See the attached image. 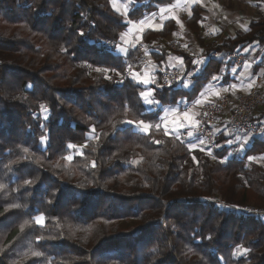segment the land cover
<instances>
[{
    "label": "trees",
    "instance_id": "trees-1",
    "mask_svg": "<svg viewBox=\"0 0 264 264\" xmlns=\"http://www.w3.org/2000/svg\"><path fill=\"white\" fill-rule=\"evenodd\" d=\"M123 1L132 3L126 16L112 0H0V264H264V165L255 160L264 136L232 154L220 120L214 152L203 151L165 135L161 120L232 69L225 56L264 47V17L210 43L194 9L186 24L203 64L172 53L193 87H166L160 72L146 87L129 74L139 49H116L130 23L174 0ZM176 28L171 19L147 30L143 44L151 49ZM158 48L153 57L166 60ZM148 89L152 105L140 95ZM140 120L153 125L148 134ZM238 247L249 251L238 256Z\"/></svg>",
    "mask_w": 264,
    "mask_h": 264
},
{
    "label": "crops",
    "instance_id": "crops-1",
    "mask_svg": "<svg viewBox=\"0 0 264 264\" xmlns=\"http://www.w3.org/2000/svg\"><path fill=\"white\" fill-rule=\"evenodd\" d=\"M235 1V0H233ZM238 1V0H237ZM210 0H174L171 5L161 7L162 9H166L165 11H161L159 8L158 12L156 14L151 15L144 20L140 22H132L130 23V26L126 33H134L136 30H139V43H136L132 45L130 49H139L140 51V60L138 63H135L131 65V71L129 70V74L134 72L133 70H139L138 65L142 62L144 65H149L151 70L153 72H150L151 75L153 74L155 77L154 83H149L150 85L156 84L158 82L157 79V73L160 72L162 74V71L165 70H171L175 68L176 66H183L182 60L183 58L178 55H169L166 60L157 62L155 58L153 57L152 53H156L158 55L161 54V50L158 48V41L154 44L155 46L151 49H147L146 46L143 44V33L147 30H153V31H159L162 30L164 25L171 19L175 21L177 24L176 30L173 32V34L178 33L179 34V28L185 27L189 33L193 36V38L196 40V43L198 45L200 53H197L198 57L202 58L203 63V56L202 55V49L199 46V43L193 34V32L190 30V28L186 24V20L191 18L194 14V9H199L200 15L203 18V21L200 22V27L205 29L206 26L208 28L209 33L212 35V40L207 41L210 43H220L225 38L231 37L234 38L240 33H244L249 29V26L252 22L257 21L259 18L264 17V0H257L256 4H250L245 6H242L239 11L237 10H227L224 11H210V8L208 7L210 5ZM180 4V5H179ZM184 4V5H183ZM132 5V4H131ZM179 5V6H178ZM185 5L187 7H185ZM129 11V10H128ZM161 12H163L161 14ZM128 13V12H127ZM127 13H124L122 15L126 16ZM160 13V14H159ZM159 14V15H158ZM207 18L210 19V23L213 24V26H210V24L207 22ZM159 25L157 27L148 26L150 22H156ZM179 21V23L177 22ZM133 24V25H131ZM219 26V27H218ZM216 28L219 30V32H216V35L214 36L211 31ZM204 31V30H203ZM125 33V32H124ZM206 34V33H205ZM220 38L217 39L218 35H220ZM206 36V35H205ZM172 37V36H171ZM208 38H211L208 36ZM218 40V42L216 41ZM128 49L125 54L130 50ZM146 49V50H145ZM145 52H148V55H145ZM186 53V52H184ZM236 53H240L245 56V61L242 65H237V61L232 58L230 55L223 56L227 63L230 62L233 65V68L229 71L224 72L223 74H217L215 75V79H211L208 83L204 85L200 93H203L204 95L195 99L193 102H182L179 105L175 107H168L163 114L162 118V127L165 131V129H169V134H173L174 136L181 135L185 130L191 128L195 124V117L200 110V107L208 101L213 100L214 97L217 98L218 96L230 92L235 95H240L243 93L248 92L252 87H257L259 91L263 94L264 97V47L260 46L258 44L250 45L240 51H237ZM119 54V53H118ZM124 54V55H125ZM122 55V54H121ZM194 55V54H190ZM232 55V54H231ZM212 56V54H211ZM215 55L214 57H216ZM175 57V58H172ZM212 56V58H214ZM218 57V56H217ZM175 59L176 61H174ZM184 62V60H183ZM175 66V67H172ZM201 67V65H198ZM143 69V68H142ZM200 69V68H199ZM141 74L144 72L142 70H139ZM138 72V71H137ZM189 83L184 84V86H187V89H191L193 87V81L189 80ZM141 82V80H137ZM142 83V82H141ZM186 88V87H185ZM217 96V97H215ZM199 100V103H196V101ZM264 109V107H262ZM184 110L188 111L190 120H184L183 112ZM227 116H225L221 122V128L225 129V131H229V125L227 122ZM264 122V119L262 120ZM181 122H183L186 127H180ZM142 131V130H141ZM230 136V139L232 141V145L236 146L239 150L245 151L246 149H249L256 138H253L250 135H233L231 132H227ZM239 137V139H237ZM245 140L248 141L247 144H245ZM228 143V145H231ZM256 162L260 159L263 163L261 165H264V155L257 156ZM260 161V162H261ZM259 163V162H258Z\"/></svg>",
    "mask_w": 264,
    "mask_h": 264
},
{
    "label": "built area",
    "instance_id": "built-area-1",
    "mask_svg": "<svg viewBox=\"0 0 264 264\" xmlns=\"http://www.w3.org/2000/svg\"><path fill=\"white\" fill-rule=\"evenodd\" d=\"M207 36L212 37L210 33ZM171 51H177L176 43L164 40ZM214 57L215 54H212ZM237 61V65H242L245 56L242 54L230 55ZM163 85L166 87L180 86L186 81L184 70L173 68L162 71ZM264 107V97L257 87H252L248 92L235 95L226 92L219 97L203 104L195 117V124L182 133L186 140H204L205 143L197 145L203 151L213 150L216 147V138L213 126L225 116L231 129L240 135H250L253 138L264 136V122L257 120V111ZM193 135L189 137L188 131ZM251 207L243 209V212L252 213Z\"/></svg>",
    "mask_w": 264,
    "mask_h": 264
},
{
    "label": "rangeland",
    "instance_id": "rangeland-1",
    "mask_svg": "<svg viewBox=\"0 0 264 264\" xmlns=\"http://www.w3.org/2000/svg\"><path fill=\"white\" fill-rule=\"evenodd\" d=\"M200 1V0H199ZM211 2H210V5L208 6L209 8H210V11H213V12H217V11H224V10H227L228 11V8H229V10H231V11H233V10H237V11H239L240 9H241V7L242 6H247V5H250V4H256L257 3V0H235V1H233V0H210ZM112 6L114 7V9L117 11V12H119V13H121V14H124V13H127L128 12V10H130V7H131V1H123V0H112ZM180 5V4H179ZM178 5V6H179ZM184 5V4H183ZM226 6H228V8H226ZM185 7H187L186 5H185ZM160 9H162V8H160ZM166 10V9H165ZM164 10V11H165ZM219 12H217V13H219ZM234 12V11H233ZM163 12H161V14H162ZM160 14V13H159ZM158 14V15H159ZM158 22V21H157ZM207 22L210 24V26H213V24H211L210 23V19H208L207 18ZM131 25H133V24H131ZM159 25V22L158 23H156V22H150V24L148 25V26H152V27H157ZM207 27H209V26H206L205 27V29L203 28V30H204V33H206L205 35H206V37H207V39L210 41V40H212V38L213 37H211V38H208V36H207V33H209L210 31H208V28ZM219 27V26H218ZM216 32H219V30L218 29H216V28H214L212 31H211V33H213L214 34V36L216 35ZM139 30H136L134 33H123L122 34V37H121V45L116 49V51H117V53H119V54H122V55H124L125 53H126V51L128 50V49H130L131 47H132V45H134V44H136V43H139ZM165 39H167V40H169V41H172V42H174V43H176V45H177V48H178V50L177 51H179V50H181V51H183V52H186V53H188V54H194L195 56L197 55V53H200V52H198L199 51V48H198V45H197V43H196V40L193 38V36L189 33V31L183 26V27H181V28H179V34L178 33H176V34H173L172 35V37H170V38H165ZM165 39H161V40H158V46L159 47H164V48H166L167 50H168V53H169V55H173L172 53H174V52H176V51H171L170 50V48L167 46V44L164 42V40ZM215 39V38H214ZM213 39V40H214ZM212 40V41H213ZM146 50V49H145ZM236 53V52H235ZM234 53V54H235ZM211 54H214V53H211ZM145 55L147 56L148 55V52L146 53L145 52ZM149 56V55H148ZM172 58H175V57H172ZM174 61H176L175 59H173ZM196 61L198 62V65H201L202 66V58L201 57H198L197 56V58H196ZM203 61H204V59H203ZM177 62V61H176ZM182 63H183V60H182ZM172 67H175V66H172ZM182 68L183 66H176L175 68ZM138 68H139V70H142L144 73L143 74H141L140 73V71L139 70H133L134 72H137V73H139L140 74V80L142 81V79L143 78H145V77H148L149 79H151V78H153V77H155L153 74L151 75V73L150 72H153V70H151V68L149 67V65H144L142 62L138 65ZM143 68V69H142ZM183 69V68H182ZM162 83H163V81H162ZM186 83H189L188 82V80H186V82L184 83V84H186ZM184 84H182L183 86H184ZM150 84H148V85H146V87L147 86H149ZM163 85V84H162ZM184 87H186L187 88V86H184ZM149 90V89H148ZM147 90V91H148ZM215 97H217V96H215ZM219 97V96H218ZM212 99H214V97L212 98ZM206 103V102H205ZM149 105V104H148ZM203 106V105H202ZM201 106V107H202ZM200 107V108H201ZM199 112V111H198ZM229 127V131H227V132H231V134H233L234 136L235 135H237L238 133L237 132H235V131H233L232 129H231V127L230 126H228ZM168 135H171V134H168ZM173 135V134H172ZM240 135V134H239ZM176 136V135H175ZM196 143H198L197 145H200V143H199V141L198 142H196ZM195 143V144H196ZM203 145V144H202ZM228 145V144H227ZM204 146V145H203ZM229 146H231V147H233L235 150H233V152H232V154H244V152L243 151H241V150H239L236 146H233L232 144L231 145H229ZM214 150H215V148L212 150L213 152H214ZM257 159V158H256ZM261 160L259 159L258 160V162H259V164L261 163H263L262 161L260 162ZM252 207H254V204H252L251 205V208ZM255 208V207H254ZM253 209V208H252ZM253 213V212H252ZM252 213H250V214H252Z\"/></svg>",
    "mask_w": 264,
    "mask_h": 264
},
{
    "label": "snow or ice",
    "instance_id": "snow-or-ice-1",
    "mask_svg": "<svg viewBox=\"0 0 264 264\" xmlns=\"http://www.w3.org/2000/svg\"><path fill=\"white\" fill-rule=\"evenodd\" d=\"M161 11H164V9H161ZM177 22L179 23V21H177ZM81 35H83V33H81ZM96 70H97V71H102V69H100V68H97ZM129 70L131 71V66H129ZM103 71L107 72V71H109V69H106V68H105V69H103ZM117 74L119 75L120 73H117ZM131 74H132V78H133L134 80H140V74H139V73H137V72H132ZM106 78H110V77H106ZM213 79H215V77H213ZM141 82H142L144 85H148L149 83H154V82H155V78L153 77V78L149 79L148 77H145V78L142 79ZM140 95H141V97H143V99H144V101H145L146 104L152 105V104L156 103V101H155L154 99H151V98H150V97H152V91H151V90H148V91H142V92L140 93ZM200 95H201V97H202L204 94H203V93H200ZM199 102H200L199 100L196 101V103H199ZM41 108L44 109V106L41 105ZM44 110L46 111V109H44ZM183 117H184V120H190V119H191V118L189 117V114H188V111H187V110H184V112H183ZM45 119H47V117H45ZM161 120H163V118H161ZM126 123L129 124V125H131V124H133V121L128 120V121H126ZM135 126L137 127L138 130H142L145 134H148L149 131H150V129L153 127L152 124H150V123H146L144 120H140L139 122L136 123ZM154 127L157 128V129H159V128H160V123L155 124ZM180 127H186V125H185L183 122H181ZM93 131H95V129H93ZM169 131H171V130H169V129H165V135H168V134H169ZM187 135H188L189 137H191V136L193 135L192 131L189 130L188 133H187ZM237 139H239V137H237ZM157 143H158V141H157ZM199 143H200V144H204L205 141H204V140H200ZM227 143L231 144L232 141L229 140ZM244 143L247 144L248 141L245 140ZM68 147L74 149V148H76L77 146L74 145V144H69ZM190 147H194V145H190ZM25 151H27V149H25ZM66 159H69V160H70L71 157H66ZM249 159L251 160V159H253V158L250 157ZM221 162H223V161H221ZM93 166H95V165H93ZM25 183H26V184H30V183H32V182H31V181H25ZM0 187H2V186H0ZM35 224L40 225V226H43V224H44V217L41 216V217L36 218V220H35ZM248 251H249V249H245V248H242V247H238V248L236 249V255H238V256H239V255H244V254H246ZM40 255H41L40 253H33V256H36V257H39Z\"/></svg>",
    "mask_w": 264,
    "mask_h": 264
}]
</instances>
